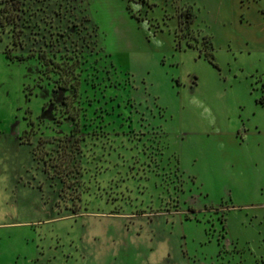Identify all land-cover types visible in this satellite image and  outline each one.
Returning <instances> with one entry per match:
<instances>
[{"label": "rangeland", "instance_id": "obj_1", "mask_svg": "<svg viewBox=\"0 0 264 264\" xmlns=\"http://www.w3.org/2000/svg\"><path fill=\"white\" fill-rule=\"evenodd\" d=\"M1 5L0 264H264V0Z\"/></svg>", "mask_w": 264, "mask_h": 264}, {"label": "trees", "instance_id": "obj_2", "mask_svg": "<svg viewBox=\"0 0 264 264\" xmlns=\"http://www.w3.org/2000/svg\"><path fill=\"white\" fill-rule=\"evenodd\" d=\"M3 1H5V0H0V3H3ZM3 12H4V6L3 5H1L0 6V31H2L3 30V27H4V20H5V17H4V15H3ZM13 42H14V40H13ZM4 53H5V55L7 56V54H8V49L5 51H3Z\"/></svg>", "mask_w": 264, "mask_h": 264}]
</instances>
